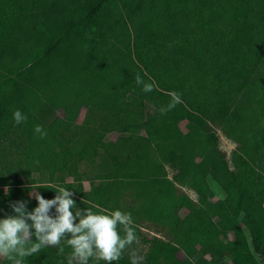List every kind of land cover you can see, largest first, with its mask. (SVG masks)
Wrapping results in <instances>:
<instances>
[{
    "label": "trees",
    "instance_id": "trees-1",
    "mask_svg": "<svg viewBox=\"0 0 264 264\" xmlns=\"http://www.w3.org/2000/svg\"><path fill=\"white\" fill-rule=\"evenodd\" d=\"M57 186L131 213L115 264H264V0H0V218ZM61 244L28 264L72 263Z\"/></svg>",
    "mask_w": 264,
    "mask_h": 264
},
{
    "label": "clouds",
    "instance_id": "clouds-1",
    "mask_svg": "<svg viewBox=\"0 0 264 264\" xmlns=\"http://www.w3.org/2000/svg\"><path fill=\"white\" fill-rule=\"evenodd\" d=\"M135 82L142 85L145 93L153 90V84L145 83L139 75ZM179 102L180 95L171 93L168 108H162L161 114ZM12 116L17 125L26 119L19 109ZM33 130L41 138L47 135L41 125H35ZM37 189L31 193L36 200L31 211L27 210V201H15L10 204L11 214L0 218V258L6 264H28L29 257L46 247L60 246L58 250L63 252L62 241L79 264H89L90 260L115 264L125 248L137 241L130 212L115 209L100 213L92 208H78L74 192L63 186L52 190V199H45Z\"/></svg>",
    "mask_w": 264,
    "mask_h": 264
},
{
    "label": "rangeland",
    "instance_id": "rangeland-1",
    "mask_svg": "<svg viewBox=\"0 0 264 264\" xmlns=\"http://www.w3.org/2000/svg\"><path fill=\"white\" fill-rule=\"evenodd\" d=\"M211 129L217 134L219 138V147L221 148V150L225 151L226 154L229 156L231 151L234 149L235 145L225 137L224 133L218 127L212 126ZM35 172H36L35 169H27V176L29 177L30 175H33ZM171 174L172 172L169 171L170 176ZM87 187L88 184L86 183L85 188L87 189ZM210 187L214 198L217 197L223 199V194H221L219 188L214 183L211 182ZM98 193H103V192L101 189H99ZM187 193L190 195L192 199L195 198L194 193H192L191 191H187ZM137 224L141 228L143 234L147 237H160L162 239H168L167 233L163 228L161 229L160 227H157L156 225H153L143 220H139ZM148 247L149 246L146 244L139 243L135 250L129 251L130 259L132 261H135L136 264L141 263L144 254L148 250ZM71 264H79V262L77 260H74L72 261Z\"/></svg>",
    "mask_w": 264,
    "mask_h": 264
}]
</instances>
